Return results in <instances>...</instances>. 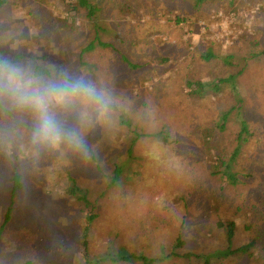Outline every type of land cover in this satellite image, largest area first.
Listing matches in <instances>:
<instances>
[{
    "label": "rangeland",
    "instance_id": "374dc122",
    "mask_svg": "<svg viewBox=\"0 0 264 264\" xmlns=\"http://www.w3.org/2000/svg\"><path fill=\"white\" fill-rule=\"evenodd\" d=\"M97 2L101 5V11L94 18L76 17L74 27L78 32L92 35L93 30L99 28L100 38L115 44L127 53L130 62L139 64L148 62L152 66L154 64L160 66L159 62L163 56L169 57L170 60L166 64L162 63L161 66H168L172 61L175 62L179 48L189 45L188 48L191 50L195 44H203L205 50H212L217 55V61L201 65L204 71L210 70L207 72L210 75L208 78L216 77L218 70H228L223 65V60L230 54H234L236 61L241 63V53L234 52L235 46L242 35H256L258 30L256 15L260 13L261 7H264L263 1L251 6L250 9L239 6V2L230 8L228 0H225L222 5L219 4L221 8L210 9L209 14L203 18L199 17L196 23L189 21L184 26H176L174 22L167 21L168 12L173 10L170 6L171 9L168 8L167 2L173 4L172 0H146V3L140 6L138 4L133 6L130 15L123 18L117 17L119 26H116L111 16L103 12L102 1L97 0ZM37 5H40L37 0H7L4 7L0 9V49L5 51L4 57L12 58L16 53L26 58L30 55L38 57L45 54L46 59L38 61V64L49 68L55 67L54 76L58 78L57 80L86 81V71L87 75L89 72L91 76L97 74L105 77L109 74L107 67L100 68L98 73L95 72L94 67H97V63L105 58L103 52L99 54L100 58H91L86 54L83 59H79L77 55L80 50L70 49L68 44H81L82 41L70 39L69 42L65 39L63 42V39L58 38L61 36L60 33L57 34L56 39L48 37L46 27L43 25L44 18L37 15L39 11L44 10H37ZM59 5L60 3H53L50 0L47 13L41 12L43 16L49 18L47 26L57 28L60 19H67L70 22L71 16L62 14ZM121 5H124L122 9L125 12L127 3L121 0ZM187 5V1L179 2L177 13L183 12ZM174 16L175 14H172V17ZM261 26L264 28V23ZM64 31L65 29L62 32ZM258 31L262 33L260 29ZM138 34H140L139 37ZM126 38L129 43L123 40ZM145 39L146 44L138 45L139 41H145ZM141 54H145V58H139ZM155 58L157 60H154ZM79 60L84 65H81ZM3 63L7 62L3 61L1 64ZM16 66L29 70L31 75L32 63L28 59H24ZM184 66L188 68L192 64L187 62ZM147 68L146 66L144 69L133 72L131 82L120 89L122 96L124 93L131 92V98L136 99L140 93L153 89V83L157 80L155 76L152 81L142 80L149 77L147 72L143 71ZM167 74L165 72L164 76ZM205 75L206 73H203L204 77ZM94 90V86H91V91ZM80 94L79 91L71 89L68 101H83L81 110L82 120L85 121L83 132L86 133L97 126L90 151L82 158L80 157L81 160H78L80 152L77 153L74 149L69 150L70 145L75 142L67 143L68 145L65 144L63 147V138L56 144L30 140L32 146L29 147L28 137H33V130L37 123L36 113L31 108L15 105L7 98L0 100V107L7 109V112L0 111V136L2 133H8V137H5L4 153L2 152L4 147L0 145V176L3 179H11L16 170L23 174V181L27 187L28 183L31 186L29 189L26 188L27 193L30 194L28 198L24 196L26 193L24 190L16 200L15 210L12 213L13 219L1 236L0 264H17L13 258L22 250V245L28 239L31 241V243L28 242L31 245H28V248L34 247L35 253L41 254L38 249L41 248V244H45L55 253L61 252L59 255H62L61 259L52 262L43 258L37 263L32 260L33 264H85L83 249L79 245L81 243L80 229H82L85 213L83 205L75 197L66 195V188L70 185L69 176L72 177L71 179H76L80 188H85L86 184H92L91 191L95 185L99 186V190L105 194L102 196L98 193V198L94 194L91 195V201L96 206L98 223L97 229H93L89 236L90 259L101 257L120 247L136 255L159 258L175 251L171 245H174V240L179 235L186 243L181 252L190 251L197 255L214 254L226 248L224 233L218 222L225 223L227 216L234 219L237 225L233 249L254 238L260 241L258 236L264 232V221H261L259 215L254 216L252 211L242 213L225 210L223 212L224 208L215 209L219 204L216 197L205 198L210 201V204L203 200L204 196L200 193L202 185L210 189L213 184L210 179L203 182L206 176L202 175L200 167L208 163L216 164L215 159L210 162L209 157L203 155L199 159L200 163L194 166L195 174L190 172L189 167L183 172L185 174L180 176L178 170L170 167L166 154L160 152L159 144L151 143L154 139H146V142L142 144L146 146L148 152L144 153V149H140L136 151L134 158H128L125 140L129 137V133L127 128L120 125L118 117L121 113L127 115L131 109L124 103V98L109 102L103 99L102 95H105V92L94 97H80ZM59 107L60 105L54 106L51 109L52 113ZM25 109L30 113L27 114ZM9 111L13 114H9ZM240 112L242 113L241 110ZM240 112H234L231 117L237 126L243 116ZM26 115L36 122L30 128L22 125ZM132 123L133 126L139 127L138 118H134ZM75 136L82 144L84 143L81 137L76 134ZM191 140L194 141L195 138ZM195 143L198 144L197 141ZM106 144L108 147L104 148ZM97 150H101L103 174L105 172L108 177H112L114 164L123 169L121 178L115 182L116 187L113 189L107 188L106 181L104 183L99 181L100 176L95 166L99 161H93L87 157L92 151L97 152ZM144 156L150 161L154 157L157 159H153L152 162L147 161L146 166L142 168ZM198 179H200L199 182ZM195 181L197 184L193 187L192 183ZM34 190H37L36 194ZM184 196L188 208L183 207L181 200H184ZM244 199L245 197L239 198L243 202ZM252 201L254 203L255 198ZM8 207L9 204L0 195V209ZM262 216L264 217V208ZM211 226L214 227L213 232L207 230L212 228ZM21 229V237L18 238L17 234ZM22 237L23 240L18 241ZM75 237L78 245L76 248L73 245ZM263 242L262 237L258 247L253 248L251 259L232 256L224 260L214 258L212 262L213 264H264ZM67 247L70 249L67 250ZM21 259L24 262L30 261V258L24 259L23 256ZM159 264L202 263L195 259L190 261L172 259Z\"/></svg>",
    "mask_w": 264,
    "mask_h": 264
},
{
    "label": "trees",
    "instance_id": "16d2710c",
    "mask_svg": "<svg viewBox=\"0 0 264 264\" xmlns=\"http://www.w3.org/2000/svg\"><path fill=\"white\" fill-rule=\"evenodd\" d=\"M37 1L40 5H37L36 9L44 10L41 12L47 13L50 0L49 2L48 0ZM101 1L104 8L103 12L111 16L114 20L113 24L116 26H119L117 17L123 18L128 16L132 13L131 8L133 6L137 4L140 6L146 3V0H122L123 3H127V7L124 9L126 11L124 12L122 9L124 5H121V0ZM186 1L188 2L186 9L178 14V3H186ZM224 1L172 0L173 4L167 2L168 8L173 9L168 12L167 21L174 22L176 26H184L189 21L196 23L199 17L203 18L207 16L210 9L221 8L222 6H219V4L222 5ZM263 1L228 0V3L230 8L234 7L236 2H239V6L250 9L251 6ZM52 2L60 3L59 6H61L62 14H67L71 17L70 22L67 19H60L57 23V28L55 26L49 27L47 26L49 18L43 16L39 11L37 15L40 18H44L43 25L46 27L48 37L56 39L55 37L60 33L62 37L58 36V38L60 40L63 39V42H65V39L69 42L70 39L82 41L81 44H68L70 49L75 51L77 49L80 50V53L77 55L79 59H83L86 54L89 57L91 56V58H100L99 54L101 52L105 54V58L98 62L99 64L97 63V67H93L96 73L99 72L100 68L107 67L109 68V74L105 77L98 76L97 74L91 76L89 72L87 75L86 71V82L90 86H94L95 90L92 91L93 97L102 95L105 92V95H102L104 96L103 99L110 102L124 98L126 106L131 108L127 115L118 113L120 125L127 128V132L129 133V137L125 140L127 157L134 158L136 151L140 149H144V153L148 152L146 146L142 144L146 142V139H154V141L151 140V143L157 142L159 144L161 150L157 149L166 154V156H163L169 159L170 167L173 170H178L180 176L181 174H185L183 172L186 169L188 170L189 167L190 172L195 174L194 166L200 163L199 159L203 155L208 156L210 162L215 159L216 164L208 163V165L200 167L202 175L206 176L203 182L210 179V182L213 184L210 189L202 185L204 191H201V189L200 193L204 196L203 200L210 204V201L205 198L216 197L219 202L218 205L216 204V210L224 208L222 209L223 212L225 210H234V212L242 213L252 211L254 216L259 215L261 221H264V217L262 216L264 208V28L261 26L264 23V7H261L260 13L256 15L255 19L257 29H260L263 35L258 30L254 36L242 35L235 46L234 52L241 53V63L236 61L234 54H230L223 60V65L228 70H218L216 77L208 78L210 75L207 72L210 70L204 71L202 64H212L217 61V55L212 50H205L203 44H195L191 50L188 48L189 45L179 48L178 51L176 50L177 56L175 62L172 61L168 66H161L169 62L170 59L166 56L161 57L160 66L157 64L152 66L148 62L142 64L133 63L129 61L128 54L124 53L118 46L103 41L100 38L98 33L99 28H95L92 35L89 33H85L84 35L74 27L76 17L92 19L101 11V5H99L97 0H52ZM6 3L7 0H0V9ZM172 14H175V16L172 17ZM63 29H65L64 32H62ZM139 36L140 34H138ZM123 40L129 43L127 38ZM146 42V39L145 41L141 40L138 42V45L141 43L146 44ZM261 47L262 49L260 50ZM4 52V50L0 49V64L5 61L10 65H17L21 64L24 59H28L32 63L31 76L36 80L62 81L67 83L66 80H57L58 78L54 76L56 72L55 67L49 68L48 66L44 67L38 64V61L46 59L47 55L45 54L38 55V57L30 55L29 58H26L24 55L16 53L12 58H9L3 56ZM114 56L115 60H113ZM140 56L139 58H145V54H141ZM156 58L154 60H157ZM78 62L84 65L80 60ZM187 62H191L192 66L186 68L184 65ZM146 66L148 68L143 71L147 72L149 77L142 80L152 81L156 77L157 80L153 83V89L149 92L140 93L136 99L131 98V92L124 93L122 96L121 87L127 86L128 82H131V75L135 70L144 69ZM165 72L168 73L166 76H164ZM203 73H206V77L203 76ZM67 87L70 92L72 89L71 85H67ZM85 96L89 95L80 94V97ZM82 103L83 101L81 100H70L66 104L60 105L53 113L64 132L70 133L69 131H71V133L78 135L84 141L83 147L77 146L76 143L71 144L69 147V150L74 149L77 153H81L78 154V160H81L80 157L82 158L83 155L85 156V153L88 154L90 151V145L94 140L93 134L97 127L95 126L86 133L83 132L82 129L85 121L81 117ZM6 110V108L0 107V111L7 112ZM25 112L27 114L30 113L27 109H25ZM234 112H240L243 115L238 126L231 119ZM9 114L12 115L13 112L9 111ZM30 118V116H27L22 122V125L26 128H30L36 123ZM134 118H138L139 127L133 126L132 121ZM193 120H197L198 122H194ZM5 137H8V133L6 132L0 136V145L4 147L3 153L6 148L4 145ZM62 138L64 140L63 144L61 143L63 147H65V144L68 145L67 143L74 142L66 137ZM192 138H195L198 144L195 143V140L192 141ZM28 140L30 143L29 147H31L32 142L30 140L34 139L29 136ZM105 147H108V145L106 144ZM100 152L101 150H97V152L92 151L91 155H87V157H90L93 161H99V163L95 164L100 176L99 181L103 183L106 181L107 188L113 189L116 187L115 182L121 178L123 169L121 166L114 164L112 177H108L105 172L103 174ZM146 158V156L143 157L142 168L146 166L147 161L152 162L153 159H157V157H154L150 161ZM78 160L76 161L78 162ZM207 171L208 173H206ZM71 178L69 176L70 185L66 188V195L75 197L83 205L85 213L82 229H80L81 243H79L83 249L82 254L85 264H102L105 262L110 264H159L172 259H184L185 261L195 259L202 264H213L212 260L214 258L224 260L232 256H243L251 259L253 248L258 247L262 237L264 238L263 232L258 236L260 241L254 238L249 240L248 243L233 249L232 244L236 237L237 225L234 219L227 216L225 223L218 222L219 227L222 228L224 233L226 248L214 254L197 255L190 251L181 252L186 243L182 241L179 235L174 240V245H171L175 251L173 250L172 253L162 255L159 258L136 255L120 247L116 251L90 259L88 253L89 236L98 223V215L95 213L96 206L91 201V195L97 196L100 193V195L105 196V194L99 190V186L95 185L93 191H91L90 186L93 187L92 184H86L85 188H80L77 185L76 179ZM23 180V174L16 170H14L11 179H3L0 176V195L9 204L8 208L0 209V239L13 219L12 213L15 210L14 205L16 204V200L20 197L22 191H26V188L29 189L31 187L29 183L27 187ZM7 181L9 182L7 183ZM199 181L200 179H198ZM194 184H197V182H193L192 186ZM34 192L36 194L37 190H34ZM24 196L28 198L30 194L26 191ZM244 197V202L239 200V198ZM183 198L184 200H181L183 207L188 208L185 196ZM253 198H255L254 203H252ZM207 230L213 232L214 227ZM21 233L22 229L18 231V238L21 237ZM22 240L23 237L18 239V241ZM28 242L31 243L28 239L22 245V250L15 254L13 259L16 260L17 264H33V261L37 263L42 258L48 262H52L62 257V255H59L61 252L55 253L45 244H41V248L38 249L42 255L35 253L34 247L28 248V245H30ZM73 245L74 248L78 246L76 237ZM66 249L69 250L70 247ZM262 250L264 252V242ZM21 256L24 259L30 258V261H22Z\"/></svg>",
    "mask_w": 264,
    "mask_h": 264
},
{
    "label": "clouds",
    "instance_id": "9594fccd",
    "mask_svg": "<svg viewBox=\"0 0 264 264\" xmlns=\"http://www.w3.org/2000/svg\"><path fill=\"white\" fill-rule=\"evenodd\" d=\"M67 85L80 93L93 95L91 86L84 80L69 79L67 83L36 80L27 69L7 63L0 64V100L7 98L15 105L31 108L36 113L34 141L56 144L62 137H66L83 147L74 133L62 130L51 111L54 106L68 102L70 92Z\"/></svg>",
    "mask_w": 264,
    "mask_h": 264
}]
</instances>
